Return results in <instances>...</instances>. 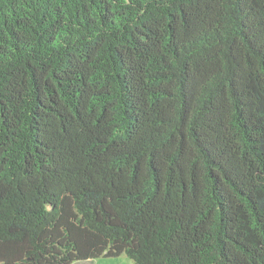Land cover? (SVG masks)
Returning a JSON list of instances; mask_svg holds the SVG:
<instances>
[{
  "label": "trees",
  "instance_id": "trees-1",
  "mask_svg": "<svg viewBox=\"0 0 264 264\" xmlns=\"http://www.w3.org/2000/svg\"><path fill=\"white\" fill-rule=\"evenodd\" d=\"M264 264V0H0V264Z\"/></svg>",
  "mask_w": 264,
  "mask_h": 264
},
{
  "label": "rangeland",
  "instance_id": "rangeland-1",
  "mask_svg": "<svg viewBox=\"0 0 264 264\" xmlns=\"http://www.w3.org/2000/svg\"><path fill=\"white\" fill-rule=\"evenodd\" d=\"M75 264H135L134 261L127 256L123 255L120 257H101L92 261L78 262Z\"/></svg>",
  "mask_w": 264,
  "mask_h": 264
}]
</instances>
